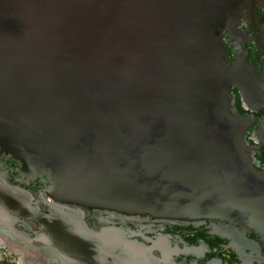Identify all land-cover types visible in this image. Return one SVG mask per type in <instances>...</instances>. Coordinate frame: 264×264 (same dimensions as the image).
Listing matches in <instances>:
<instances>
[{
    "label": "water",
    "instance_id": "1",
    "mask_svg": "<svg viewBox=\"0 0 264 264\" xmlns=\"http://www.w3.org/2000/svg\"><path fill=\"white\" fill-rule=\"evenodd\" d=\"M235 3L0 0V154L58 204L264 233L218 34Z\"/></svg>",
    "mask_w": 264,
    "mask_h": 264
},
{
    "label": "flooded vegetation",
    "instance_id": "2",
    "mask_svg": "<svg viewBox=\"0 0 264 264\" xmlns=\"http://www.w3.org/2000/svg\"><path fill=\"white\" fill-rule=\"evenodd\" d=\"M235 5V9L227 14V18H237L233 30L222 23L218 27V34L226 60L236 76V83L230 90V105L233 112L247 122L243 143L249 151L253 169L263 181L261 188H255V193H263L264 0H238ZM246 5H249L248 10ZM242 14L246 17L243 18ZM23 168L19 161L0 154V186L5 187L1 195L6 197V192L12 191L15 196L25 200L26 205L22 208L32 211L29 218L19 219L11 225L18 230L19 236L13 235L10 229H6L7 232L0 229V248L11 253L7 252L9 256L3 257L0 264H23L24 260L27 261L26 251L45 260L42 264H61L48 255L50 252L45 253L42 248L23 241L26 239L35 243V237L42 232H50L49 239L61 254L60 246H70L68 251L80 249L82 253L76 252L77 257L80 258L83 253L88 256L86 260H78L83 261L82 264H113V257L120 252H116L117 249L109 253L111 246L125 249L122 258L128 252L127 246H139L142 249L138 255L140 264H264V233L257 228L244 226L242 222L232 226L236 231L222 228L224 233L219 234L214 232V226H231L227 222L211 219H153L58 204L45 195L46 184L43 181L46 178H23L18 173ZM58 207L61 213L68 215L62 216ZM75 211L78 216L73 214ZM77 211L82 214L79 215ZM45 220H51V224ZM88 246L110 247L102 251L98 247L90 249ZM152 246H159L157 253H149ZM160 250L164 255H173L168 262H162ZM192 250L200 252L196 254Z\"/></svg>",
    "mask_w": 264,
    "mask_h": 264
},
{
    "label": "bare ground",
    "instance_id": "3",
    "mask_svg": "<svg viewBox=\"0 0 264 264\" xmlns=\"http://www.w3.org/2000/svg\"><path fill=\"white\" fill-rule=\"evenodd\" d=\"M4 188L5 187L0 186V229L5 230L6 232L8 231L6 229H10L12 231L13 235L15 234V236H19V235H17V232H16L18 230L13 228L11 225H14L15 222H17V220H19V219L21 220V219L29 218V216L32 215V211L30 209H27V208L23 209L22 206L26 205L25 200H23V198H20L19 196L18 197L15 196L12 191L8 190V192H6V194H5L6 197L2 196L1 193L4 194L3 193ZM3 197L6 199H4ZM52 206H53L52 208H54V205H52ZM58 208H59L58 212L62 216L67 214V213H61V208L60 207H58ZM74 213L76 216H78L76 211L73 212V214ZM73 214H71V215H73ZM81 214H82V212L79 213V215H81ZM111 221H113V220H111ZM45 222L49 225L51 224V220H45ZM54 226H57V225H54ZM51 230L52 229H50V231ZM214 232L219 233V234L224 233L223 231H220L217 229H214ZM49 234H50V232H48L46 234H44L43 232L40 233V235L35 237V243H30L26 239L23 241L26 244L33 245V247H36L38 249L42 248L45 253L50 252L51 254H48V255L52 256V259L55 258L53 260H57L58 263H61V264H79L83 261L80 262L78 260L88 259L87 258L88 256L85 253H83V255L80 258H79V256L78 257L76 256V252L77 253L81 252L80 249H76L75 251H72V250L68 251L69 250L68 247H70V246H66V248H64V250H63V248H61V250L63 252V254H61L58 251L59 249H57L56 246H53L54 244L49 239ZM81 247L83 248L84 246H81ZM88 247L90 249H94L97 246H88ZM115 247H117V249H119L116 252H118V253L120 252V254L114 257L115 259L113 261V264H124L125 262L128 263L130 259H128V258L123 259L122 258V256L125 255V253H123L125 249L122 246H115ZM110 250H111V248H110ZM158 250H159V246H152L150 248L149 252H151V253L156 252L157 253ZM192 251L195 252L196 254H198L200 252L199 250H196V251L192 250ZM161 253H162V255H161L162 256L161 257L162 262H164V263L168 262V260L173 256V255H164V252H162V251H161ZM182 253H187V251H182ZM25 257H27V260H29L30 264H42L43 261H45L42 258H41L42 260L38 259L35 254H32L29 251H26ZM103 259H105V258H103ZM88 263L92 264V262H88Z\"/></svg>",
    "mask_w": 264,
    "mask_h": 264
},
{
    "label": "rangeland",
    "instance_id": "4",
    "mask_svg": "<svg viewBox=\"0 0 264 264\" xmlns=\"http://www.w3.org/2000/svg\"><path fill=\"white\" fill-rule=\"evenodd\" d=\"M7 252L10 253V251H8V250H4V248H2V249L0 248V260H2L3 257H5L6 255L9 256V255L7 254ZM10 254H11V253H10ZM7 256H6V257H7ZM15 258H16V256H15ZM23 264H30V262H29V260H27V261L24 260V261H23Z\"/></svg>",
    "mask_w": 264,
    "mask_h": 264
}]
</instances>
